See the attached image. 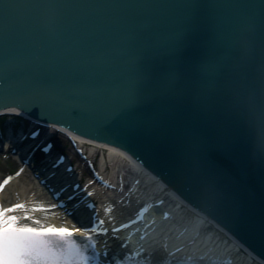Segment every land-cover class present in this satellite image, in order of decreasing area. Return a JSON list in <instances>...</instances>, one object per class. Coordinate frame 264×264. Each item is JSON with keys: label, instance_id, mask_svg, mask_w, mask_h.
Returning a JSON list of instances; mask_svg holds the SVG:
<instances>
[{"label": "water", "instance_id": "water-1", "mask_svg": "<svg viewBox=\"0 0 264 264\" xmlns=\"http://www.w3.org/2000/svg\"><path fill=\"white\" fill-rule=\"evenodd\" d=\"M5 111L134 146L264 257V0H0Z\"/></svg>", "mask_w": 264, "mask_h": 264}, {"label": "bare ground", "instance_id": "bare-ground-1", "mask_svg": "<svg viewBox=\"0 0 264 264\" xmlns=\"http://www.w3.org/2000/svg\"><path fill=\"white\" fill-rule=\"evenodd\" d=\"M0 187L1 208L18 205L37 214L41 211L33 201L39 205L40 199L51 200L56 193L89 197L93 205H104L114 220L134 216L147 205L149 243L158 241L171 250L182 247L181 254L198 247L195 256L204 261L264 264L243 232L137 148L83 125L20 111L0 112ZM73 212L76 219L99 220L96 208L92 216L81 207Z\"/></svg>", "mask_w": 264, "mask_h": 264}, {"label": "snow or ice", "instance_id": "snow-or-ice-1", "mask_svg": "<svg viewBox=\"0 0 264 264\" xmlns=\"http://www.w3.org/2000/svg\"><path fill=\"white\" fill-rule=\"evenodd\" d=\"M3 251L7 257L5 264H23V257L19 255L18 233L13 228H9L5 234Z\"/></svg>", "mask_w": 264, "mask_h": 264}]
</instances>
